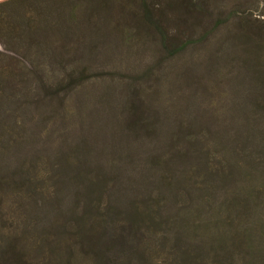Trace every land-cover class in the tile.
I'll use <instances>...</instances> for the list:
<instances>
[{
	"label": "trees",
	"instance_id": "obj_1",
	"mask_svg": "<svg viewBox=\"0 0 264 264\" xmlns=\"http://www.w3.org/2000/svg\"><path fill=\"white\" fill-rule=\"evenodd\" d=\"M17 2L26 46L10 23L0 36L39 53L0 55V264H264V0L3 4ZM220 28L205 71L185 67L167 94L152 68L107 69L116 46L161 43L174 60ZM204 75L231 101L177 107ZM96 79L118 84L102 90L114 125L74 140L84 96L71 114L68 98Z\"/></svg>",
	"mask_w": 264,
	"mask_h": 264
},
{
	"label": "rangeland",
	"instance_id": "obj_2",
	"mask_svg": "<svg viewBox=\"0 0 264 264\" xmlns=\"http://www.w3.org/2000/svg\"><path fill=\"white\" fill-rule=\"evenodd\" d=\"M8 1L10 0H0V26L5 27L6 24L10 23L9 25L14 27L13 30L16 31V33L18 34H21V36L19 35V38L21 40L19 41L18 44L19 45L25 44L26 46V41L24 39V37L26 36L24 33H28V32L26 28L20 27V22H19L21 18V10H23L24 8L22 6H24V4L22 2H17L14 4H3ZM41 1L43 2L48 1L45 4L49 6H52L54 4H56L57 6L58 5L62 6L60 4H57L58 2L62 0H41ZM72 2L78 3L80 4V6H82L85 3L84 0L83 1L82 0H63V3L65 5L72 3ZM111 13H112V16H110L109 18L114 17L115 19L116 18L118 19V15L115 14L114 10H112ZM110 20H113V19H110ZM225 34H226V30L224 28H220L213 35L214 38H212V43L210 45L206 46L202 44H197L195 45L194 48H192L191 50H188V52L185 55L183 56L178 55L177 57H175L174 60H171L169 58L167 59L164 52H162L161 43L159 44L147 43L144 45H137L135 43L133 45H123L122 47L116 46V49H114V51L119 50L121 52H125V54L109 53L110 57L113 60H111V63H110L111 65H108L107 69L111 70V68H113L117 72L133 71V76H134L136 74L139 75V73H141L142 71L146 69L152 68L154 71V75H155V81L149 82V89H151V92L152 90L156 89L157 87H155V83L158 82L159 85L163 84L162 90L164 93L167 94L170 90H174L171 87L172 85H174L173 83H171L172 80L174 79L178 80L180 77L182 81L184 80V78L181 75L183 74L185 67H190L194 65L193 63L197 62L198 64L196 67L197 71L195 72L202 73L205 71V68L202 64L203 58L205 57V58H208V60L210 59L214 51H216L220 45L219 44L220 41H217V40L219 39V37H222ZM11 38L15 40L14 34H12L11 36L6 35L4 38L0 36V40H1L0 55H1V58H4L7 62L11 63L10 61L11 59L17 60L20 57L22 58L24 56H27L28 54L39 53V52L25 51L24 50L25 46L20 48L18 44ZM195 39H197L196 41L199 40V38H195ZM48 52L50 53H45L46 56H50L49 54H53V52L51 51H48ZM120 55H123V56H120ZM100 60L101 58L94 59L95 66L96 65L98 67L100 66V63H101ZM233 64L235 65V67L237 66V63H232L231 61V65ZM104 76L107 77L108 74H105ZM203 78L204 79H203L202 84L206 87L205 90L199 89L196 93L193 92V90H180L183 95L187 93L192 94V97L186 98L185 101L177 98L180 95L179 90H175L176 93L175 91L172 92V93H175V95L172 97L174 98V101L178 99L177 107L178 106L181 107L182 105L184 106L190 101H193L195 99L197 104H201V106L207 110L217 109V108L222 109L225 104H228L231 101L229 99V93L226 92L222 96L219 95L221 91L228 89L225 84H221V87H219L215 85L217 84V81H218L216 77H209L207 75H204ZM121 82H124V80L121 79ZM93 83L94 84L88 83L83 89L75 91L68 98L69 100L68 106H69L70 114H71L73 113V111L77 113V108L75 107L76 102H74L76 101L75 99H78L80 96H84V98H79L80 102L83 103L81 105V111H80L81 115L79 117H75L71 119V121L69 122V127H68L69 130H67L69 133L68 135L71 136L72 139L74 140L76 139V136L74 133L76 134L80 133V131L87 130L88 128L93 129V130H103L104 129L105 132H107V128L110 129V126L107 127V125L108 124L114 125L112 124L111 121L105 122L101 119L105 117V115L107 114L109 117L110 113L112 112V107L115 108L118 105L119 100L114 98L111 101H108L111 103V107H106L104 111L103 107L107 103V101H106V93L102 90L106 85H112V84L118 85V84L113 82L112 80L96 84L97 79ZM164 84H167V86H164ZM161 100L162 99H160V101ZM165 100L161 102L159 101L158 103L162 105L163 109L168 110L171 107V105L174 103L166 102ZM94 101H96L98 104H94L93 103ZM149 102H152V101H149ZM98 110L101 111V116H98V113H99ZM75 119L77 122H75ZM72 122H75V123H72ZM50 130H51L50 125L46 126L42 131V137H46L47 135H49ZM89 132H90V136L91 135L95 136L96 134V132L94 131H89ZM58 141L59 140H55L54 142L51 141L49 146L50 147L54 146L53 143H58Z\"/></svg>",
	"mask_w": 264,
	"mask_h": 264
}]
</instances>
